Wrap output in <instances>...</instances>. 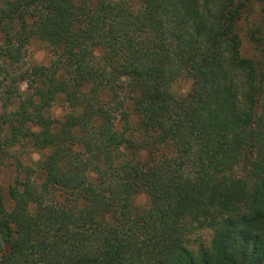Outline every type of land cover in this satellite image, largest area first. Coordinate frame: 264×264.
Wrapping results in <instances>:
<instances>
[{
    "label": "trees",
    "instance_id": "obj_1",
    "mask_svg": "<svg viewBox=\"0 0 264 264\" xmlns=\"http://www.w3.org/2000/svg\"><path fill=\"white\" fill-rule=\"evenodd\" d=\"M246 4L0 0V166L17 171L0 264H264V57L241 54ZM33 37L47 64L24 62ZM22 146L44 153L34 167Z\"/></svg>",
    "mask_w": 264,
    "mask_h": 264
},
{
    "label": "rangeland",
    "instance_id": "obj_2",
    "mask_svg": "<svg viewBox=\"0 0 264 264\" xmlns=\"http://www.w3.org/2000/svg\"><path fill=\"white\" fill-rule=\"evenodd\" d=\"M240 1H246V7L245 9L248 10L247 13L243 14L241 19L236 24V30L241 38V46L240 51L241 54L244 57L247 58H253V59H262L264 57V30L261 28V20H260V12H259V6L255 2L248 1V0H238ZM261 33H256L257 36H260L261 42H257L255 39H253V36H251V32L255 31L256 28H259ZM25 58L24 62H26V65H32V64H47L51 57V51H49L48 46L39 40L36 37L31 38L29 44H27L24 48ZM190 81L186 80L184 78L178 79L173 84V90L176 94L183 95L185 94L189 89ZM25 85L24 83L21 84V88L24 89ZM1 112V109H0ZM47 113L56 119H60L63 114L65 113V108L63 103L58 100L56 101L50 109L47 111ZM118 126V124H117ZM16 153L21 154V159L25 164H34L43 156V152L38 151L36 149H33L28 146H22L20 147ZM240 165H237L235 167V170L240 172ZM17 175V171L14 168L13 160L10 158L4 163L2 166H0V185L3 188V195L4 200L6 202L7 208L11 207V201L7 197V188L8 186L14 181L15 177ZM20 176H22L20 174ZM146 201V198L144 195H138L135 198V202L138 205L144 204ZM201 239L207 240L208 234L205 232L200 233Z\"/></svg>",
    "mask_w": 264,
    "mask_h": 264
}]
</instances>
